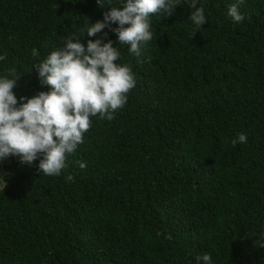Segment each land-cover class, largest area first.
<instances>
[{
    "label": "trees",
    "instance_id": "1",
    "mask_svg": "<svg viewBox=\"0 0 264 264\" xmlns=\"http://www.w3.org/2000/svg\"><path fill=\"white\" fill-rule=\"evenodd\" d=\"M235 3L199 0L192 37L190 0L153 15L136 57L108 29L81 33L121 0H0V76L15 70L18 101L48 91L33 65L78 34L87 47L108 32L136 81L59 176L3 165L0 264H264V0H242L240 23Z\"/></svg>",
    "mask_w": 264,
    "mask_h": 264
},
{
    "label": "clouds",
    "instance_id": "2",
    "mask_svg": "<svg viewBox=\"0 0 264 264\" xmlns=\"http://www.w3.org/2000/svg\"><path fill=\"white\" fill-rule=\"evenodd\" d=\"M111 4V0H108ZM182 0H121L120 6L105 8V0H96L103 12V20L88 26L89 37L108 29L117 37V45H125L136 57L142 46L153 40L151 17H170ZM228 8V16L240 23L244 16L238 4ZM199 0H190L193 23L191 37L207 23ZM113 25H117L113 27ZM89 39L87 47L79 41V34L69 36L63 47L52 51L44 60L33 65L41 86L48 91L28 97L16 96L15 70L0 76V160L18 157L21 164L31 165L39 159L37 171L45 176H59L67 167L68 156L84 142V134L93 124V118L111 121L128 100L136 81L131 68L120 64V51L112 40ZM6 57L0 55V61ZM11 77V78H9ZM26 101V102H25ZM233 147L247 143V135L239 134L231 141ZM81 169L86 163L78 161ZM72 176L67 177L72 180ZM158 236L164 235L162 232ZM170 238V237H165ZM210 254L196 257L197 264H211Z\"/></svg>",
    "mask_w": 264,
    "mask_h": 264
},
{
    "label": "rangeland",
    "instance_id": "3",
    "mask_svg": "<svg viewBox=\"0 0 264 264\" xmlns=\"http://www.w3.org/2000/svg\"><path fill=\"white\" fill-rule=\"evenodd\" d=\"M12 156L8 157L7 159L0 160V187L3 184L2 178L5 175L6 171L3 168V165L7 163V161L11 158Z\"/></svg>",
    "mask_w": 264,
    "mask_h": 264
}]
</instances>
